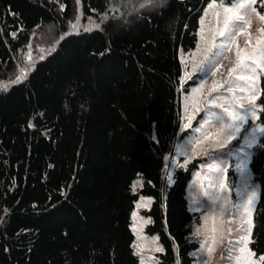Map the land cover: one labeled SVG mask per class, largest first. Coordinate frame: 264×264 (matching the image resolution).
<instances>
[{
    "label": "trees",
    "instance_id": "obj_1",
    "mask_svg": "<svg viewBox=\"0 0 264 264\" xmlns=\"http://www.w3.org/2000/svg\"><path fill=\"white\" fill-rule=\"evenodd\" d=\"M211 1L0 0V84L12 81L0 87V264H141L132 229L141 195L154 198L143 212L163 245L158 264H197L200 241L189 235L201 217L187 188L208 157L179 165L173 180L169 168L189 132L181 95L196 82L182 83L180 53L196 47ZM258 103L264 123V73ZM250 166L260 184L250 241L259 256L264 133ZM237 176L231 165L232 189Z\"/></svg>",
    "mask_w": 264,
    "mask_h": 264
},
{
    "label": "rangeland",
    "instance_id": "obj_2",
    "mask_svg": "<svg viewBox=\"0 0 264 264\" xmlns=\"http://www.w3.org/2000/svg\"><path fill=\"white\" fill-rule=\"evenodd\" d=\"M248 2L212 0L200 18L196 47L180 53L184 67L182 83L189 79H195L196 82L189 90H183L181 95L182 130L187 129L189 132L177 142L169 177L173 180L174 171L179 165L186 166L198 156L208 157L207 162L194 173L187 193L190 209L200 211L201 217L200 221L193 219V230L189 235L191 240L200 241V247L193 251L197 264H262L259 257L264 256H257L250 246L254 211L260 195V184L254 180L250 161L253 145L264 133L258 130L264 129V123L259 121L261 107L258 103L261 75L264 73V55H261L264 52V19H261L264 10H260L259 5L264 7V0H256L248 8L239 7ZM236 16H242L243 20L237 21ZM79 24L80 20H76L74 27ZM48 28L52 31V27ZM220 31L226 35L230 31L238 34L228 42L225 37L218 35ZM221 43L227 44L223 59L213 55L218 51L216 45ZM52 48L43 46L39 49L47 54ZM36 49V40L24 49L28 61L33 58ZM244 65H253L255 71L245 69ZM230 69H234L232 75H229ZM11 83L3 82L0 87H8ZM213 88L217 91H213ZM212 100H215V104L210 103ZM253 108L254 118L248 112ZM246 112L248 118L242 123L234 121L230 115L238 113L243 116ZM236 126L240 127L238 133L235 132ZM231 165H234L238 174L234 189L228 183V169ZM143 183L142 176H138L134 180L133 189L137 191ZM249 197L252 202L247 205ZM153 199L152 196L141 195L132 212L134 248L141 264H158L157 248L163 249L158 235L146 232L151 218L143 211L152 205ZM240 234L248 235L244 252H241L242 245L238 242Z\"/></svg>",
    "mask_w": 264,
    "mask_h": 264
},
{
    "label": "snow or ice",
    "instance_id": "obj_3",
    "mask_svg": "<svg viewBox=\"0 0 264 264\" xmlns=\"http://www.w3.org/2000/svg\"><path fill=\"white\" fill-rule=\"evenodd\" d=\"M236 2L238 3V0H236ZM255 3H256V0H249L248 4H240L239 7H241V8H248V7H250V5L255 4ZM209 7H212V5H209ZM252 10L254 11L255 9H252ZM225 11H230V9H225ZM235 19L237 21H240V20H243V17L242 16H236ZM261 19H264V17H261ZM245 23H246V21H245ZM239 27H242V25L239 26ZM236 34H238V32H236V31H230L227 35L225 34L224 31H220L218 33L219 36L225 37V40L228 41V42H231L232 39H233V37ZM216 47H217L218 51L216 53H214L213 55L214 56H219L220 59H223L224 58V52L227 50V44L226 43H221L219 45H216ZM261 55H264V52H262ZM217 63H219V60H217ZM254 63H255V61H253V64ZM212 67L215 68L216 65L213 64ZM243 67L245 69H251L252 71H255V67H253V65H244ZM201 71H204V69H201ZM208 71H211V69H208ZM233 71H234V69H230L229 70V75H232V72ZM241 78H243V77H241ZM249 79H251V78H249ZM225 83L227 84L228 82L225 81ZM212 90L213 91H217L216 88H213ZM228 90L231 91V88H229ZM210 103L215 104V100L210 101ZM217 106L219 107V105H217ZM248 112H251L252 113L253 118L255 117V109L254 108L253 109H249ZM213 115H215V113H213ZM230 115L232 116V118H233L234 121H238L240 123H242L243 121H245L248 118L247 112L243 116L240 115V114H238V113L237 114H230ZM229 127H232V125H230ZM258 130L261 131V132H264V129H258ZM239 131H240V127L236 126L235 127V132L238 133ZM231 138H232V136L230 134L229 135V139H231ZM221 186L223 187V185H221ZM251 202H252V198L249 197V199L247 201V205H250ZM247 205H245V207ZM238 242H239V244L242 245V247L240 249L241 252H244L247 249L248 235L247 234H240L239 235V241ZM157 251H162V249L157 248ZM208 251L210 253L211 252V249L209 248ZM250 255H255V254L254 253H250ZM259 261L260 262H264V256L259 257Z\"/></svg>",
    "mask_w": 264,
    "mask_h": 264
},
{
    "label": "clouds",
    "instance_id": "obj_4",
    "mask_svg": "<svg viewBox=\"0 0 264 264\" xmlns=\"http://www.w3.org/2000/svg\"><path fill=\"white\" fill-rule=\"evenodd\" d=\"M169 0H159L161 6H166ZM151 3H156V0H139L138 7H147Z\"/></svg>",
    "mask_w": 264,
    "mask_h": 264
},
{
    "label": "crops",
    "instance_id": "obj_5",
    "mask_svg": "<svg viewBox=\"0 0 264 264\" xmlns=\"http://www.w3.org/2000/svg\"><path fill=\"white\" fill-rule=\"evenodd\" d=\"M197 171V170H196ZM188 201H189V205H190V200H189V198H188Z\"/></svg>",
    "mask_w": 264,
    "mask_h": 264
}]
</instances>
